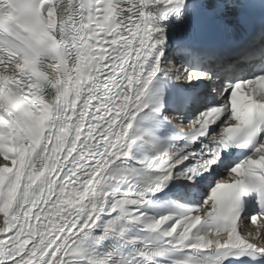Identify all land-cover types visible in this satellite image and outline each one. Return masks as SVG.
Returning a JSON list of instances; mask_svg holds the SVG:
<instances>
[{
	"label": "snow or ice",
	"instance_id": "1",
	"mask_svg": "<svg viewBox=\"0 0 264 264\" xmlns=\"http://www.w3.org/2000/svg\"><path fill=\"white\" fill-rule=\"evenodd\" d=\"M0 264H264V0H0Z\"/></svg>",
	"mask_w": 264,
	"mask_h": 264
}]
</instances>
